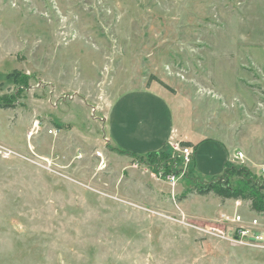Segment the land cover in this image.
<instances>
[{
  "label": "rangeland",
  "instance_id": "obj_1",
  "mask_svg": "<svg viewBox=\"0 0 264 264\" xmlns=\"http://www.w3.org/2000/svg\"><path fill=\"white\" fill-rule=\"evenodd\" d=\"M150 85L264 181V0H0V264H264L214 229L255 213L197 192L194 151L169 184L108 143L113 99Z\"/></svg>",
  "mask_w": 264,
  "mask_h": 264
},
{
  "label": "crops",
  "instance_id": "obj_2",
  "mask_svg": "<svg viewBox=\"0 0 264 264\" xmlns=\"http://www.w3.org/2000/svg\"><path fill=\"white\" fill-rule=\"evenodd\" d=\"M104 127L108 143L124 157L145 156L173 141L189 142L195 148V169L212 178L230 160L222 140L181 131L166 93L153 85L117 95L107 110Z\"/></svg>",
  "mask_w": 264,
  "mask_h": 264
},
{
  "label": "trees",
  "instance_id": "obj_3",
  "mask_svg": "<svg viewBox=\"0 0 264 264\" xmlns=\"http://www.w3.org/2000/svg\"><path fill=\"white\" fill-rule=\"evenodd\" d=\"M161 85L167 89H171L166 84ZM11 97L12 94L1 96L0 100L2 102L0 103V108L12 107L14 101ZM181 144L190 145L189 142H181ZM145 157L151 162L160 159L163 160V166L167 171H169L174 164L173 161L170 160V153L167 151V145L162 146L158 151L146 154ZM232 178H236L238 181L243 182L242 185H233L231 182ZM197 187V192L199 194L212 191L222 199L248 200L253 211H264V181L255 178L245 166L234 165L227 162L220 175L208 181L207 184H201Z\"/></svg>",
  "mask_w": 264,
  "mask_h": 264
},
{
  "label": "built area",
  "instance_id": "obj_4",
  "mask_svg": "<svg viewBox=\"0 0 264 264\" xmlns=\"http://www.w3.org/2000/svg\"><path fill=\"white\" fill-rule=\"evenodd\" d=\"M172 148V153L170 154V160L174 161L173 166L169 171L163 166L159 174L164 176L169 184H175L177 179L182 176L185 172V166L190 163V156L193 152V148L189 145H181L177 141H173L170 144ZM100 153L97 152V155ZM234 159L242 160V152L236 151L233 155ZM180 161V168H177L176 162ZM134 167L139 165V161H134ZM179 164V163H178ZM234 204L239 206L241 204V199L234 200ZM255 216L244 219L240 214L235 213L233 215H228L221 213L219 219L222 223L228 222V230L226 231V236L224 231L216 229L221 233V236L230 243L264 248V211L256 212ZM218 219V220H219Z\"/></svg>",
  "mask_w": 264,
  "mask_h": 264
}]
</instances>
